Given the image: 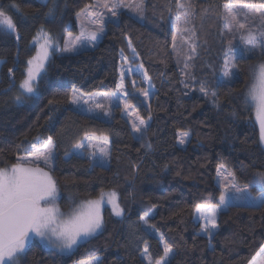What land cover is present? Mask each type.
<instances>
[{"label": "trees", "instance_id": "16d2710c", "mask_svg": "<svg viewBox=\"0 0 264 264\" xmlns=\"http://www.w3.org/2000/svg\"><path fill=\"white\" fill-rule=\"evenodd\" d=\"M93 1L0 0V10L15 25L0 26V168L22 163L33 145L51 137L56 151L52 167L37 166L52 175L64 209L71 198L87 200L109 191L118 193L125 209L117 217L106 206L100 231L69 253L34 240L20 264H75L96 255L99 264H147L141 256L145 244L156 261L163 255L162 242L173 247L171 264H249L264 245V206L230 202L219 213L211 239L195 220V206L221 203L216 182L220 163L253 193L261 191L264 147L246 93L264 55L238 56V76L231 82L219 76L233 34L226 28L224 5L247 10L264 6V0H180L184 9L177 8V0H147L143 20L119 12L95 48L76 54L53 51L39 78V93L17 102L38 29L45 27L63 45L69 33L79 30L78 13ZM186 10L194 40L182 41ZM134 53L153 88L147 101L129 95L141 116L149 119L151 114L141 141L121 105L107 120L74 109L70 99L74 90L116 92L121 56ZM137 87L147 89L140 78ZM184 130L190 137L181 146L179 132ZM86 133L109 137V165L73 152Z\"/></svg>", "mask_w": 264, "mask_h": 264}, {"label": "snow or ice", "instance_id": "6c2138e0", "mask_svg": "<svg viewBox=\"0 0 264 264\" xmlns=\"http://www.w3.org/2000/svg\"><path fill=\"white\" fill-rule=\"evenodd\" d=\"M177 8L184 9L185 5L177 0ZM103 8L108 9L111 17H117L119 10L123 8L134 9L141 17L144 15V0H139L138 3H126L125 0H112L111 5L105 0L102 5ZM191 7V6H189ZM225 9L231 14V7L224 5ZM254 7V6H253ZM259 12L260 9L256 8ZM89 16L102 17L103 13L94 11L88 12ZM185 20H187L189 13L186 10L183 13ZM232 22L238 26L239 29H244L245 24L240 23L234 14L231 16ZM264 19V18H262ZM103 19H98L99 25L95 31L88 33L91 41L98 39V35L103 32L104 24ZM0 26H5L7 29H14L15 25L10 17H7L5 13L0 10ZM261 47L264 48V33H260ZM79 39V38H78ZM175 40V37L173 38ZM248 44L255 45L257 43V36L251 31L247 36H242ZM231 45V41H229ZM52 46L50 38H45L44 44L40 46V55L28 61L29 67L26 72L25 79L21 82V89L23 94L32 95L37 91V78L42 77V70L44 69V62L49 57V47ZM129 47L131 43L129 42ZM195 51V49H192ZM64 52H75V47H67ZM134 51V50H133ZM235 51V49H233ZM264 55V53H262ZM124 63H128V58L123 57ZM225 66H228V60L225 58ZM139 67H142L140 65ZM138 69H132L129 67L127 71L121 70L120 80L117 83V92H113L110 96L115 97L118 101L123 102V108L128 112V116L131 119L133 115H136V120L132 122V130L138 133V139L143 140L147 135V122L143 117H140L132 109V105L126 99L129 95L140 96L145 100L149 98L150 91L146 88H137L136 81H131L132 92L126 90L125 78L132 75L134 71ZM12 72V69H9ZM225 76H231V71H225ZM144 78L147 77V73L143 74ZM187 86V85H186ZM201 92L206 93L205 87L201 86ZM123 93V96H121ZM108 96L109 94H105ZM216 96V93H212ZM251 99L255 102L257 108V119L260 123V139L264 142V63L259 65L258 68V85L250 92ZM73 104H81V98L75 94L70 97ZM19 102L20 96L16 97ZM49 103H52L51 101ZM87 104V101H83ZM97 108H103V105L97 104ZM91 112V107L86 109ZM149 119L151 114L149 113ZM88 141L100 139L93 135L85 134ZM189 136L188 132L180 133V143L185 142V138ZM104 145L108 144V138L105 136L102 138ZM52 138L49 137L47 143L43 145V151L37 150L34 158L36 161L43 160L45 164L48 163L51 158L50 148L52 146ZM35 146L33 145V148ZM76 148L85 147L84 143H78ZM88 147H92L88 144ZM150 147V145H149ZM101 153H105V149L101 147L99 149ZM107 153H105L106 155ZM27 160L28 158H20ZM218 167V171H219ZM234 178V177H233ZM231 188L235 191L236 196L234 199L249 200L252 206H264V195L260 197H251L246 195L249 193L248 186L244 189L237 187L235 184L231 185ZM261 191L264 193V184L261 186ZM57 198L56 182L53 180L49 172L45 171L39 166H31V161L28 163L13 164L11 168H0V264H14L15 258L24 251L25 246L30 239V235L40 237L48 244H54L60 249V251H70L82 238L91 237L98 230L102 228V217L100 214V200H89L85 204L81 205L79 210L74 211L66 219H60L62 215L58 207L55 206ZM221 203L215 207H210L205 204H197L195 206L198 218L203 220L202 230L211 239L214 236V230L217 228V215L221 210L228 206V197L225 193L220 195ZM43 202V204H42ZM112 204L113 212L117 217H123L125 209L120 207L118 203L116 193L109 194V201ZM139 220L143 222V226L147 225L145 216H140ZM132 228L133 225L129 224ZM163 243V255L155 261V264H171V256L173 253L172 245ZM144 258L151 264V256L149 255V247L145 244L143 249ZM84 264H97L93 260L84 262Z\"/></svg>", "mask_w": 264, "mask_h": 264}, {"label": "rangeland", "instance_id": "374dc122", "mask_svg": "<svg viewBox=\"0 0 264 264\" xmlns=\"http://www.w3.org/2000/svg\"><path fill=\"white\" fill-rule=\"evenodd\" d=\"M42 1H47V0H42ZM193 2L194 0H185V2ZM105 2V0H94L93 3L89 4L88 6H86L84 9H82L78 15H77V22H78V26H79V30L78 32H72L69 33L66 37V41L63 45H60L56 40L54 35L45 27H40L35 35V37L33 38L31 45L33 47H35L36 51L35 54L29 59L32 60L35 57H38L40 55V46L42 44H44L45 42V38H50L51 42H52V46L49 47V57L48 59L44 62V69L42 70V73L45 71L46 66L48 64V61L52 55V52L57 50L60 53H64V54H76L79 53L81 51L84 50H88V49H93L95 48L98 43L101 41V39L103 38L105 32H106V24L109 20H114L117 17H111L110 12L108 11V9H105L102 7L103 3ZM107 2L109 3V5H111L112 0H107ZM126 3H138L139 0H125ZM146 2L147 0H144V15L141 17L134 9H127V8H121L119 10V12L123 11V10H127L129 13H131L132 15H134L136 18H138L139 20H143L144 16H145V6H146ZM186 2V3H187ZM229 6L231 7V14L229 13V11L226 9V16H227V23H226V28L231 31L233 34L231 36V45L226 53L225 58H227L228 60V66L226 68L225 66V71H231L232 75L231 76H225L224 73L221 74L219 76L220 80L222 81H228L231 82L233 81L237 76V67H236V63L235 60L238 56H249V55H253V54H262L264 53V48L261 47V36L260 33H264V6L262 5H251L250 7H247V10H243L240 9L239 6H235L233 4H229ZM254 6V7H253ZM256 8H259L260 11L257 12ZM90 11H94V12H98V13H103L102 17H92L88 15V12ZM53 12V11H52ZM232 14L235 15L236 19L240 22L245 24V28L244 29H239L237 25H235L232 22L231 16ZM189 18L190 16H188L187 20H185L184 15L181 17V24H182V31L183 34H180V39L182 41L184 40H194V36L190 33V27H189ZM98 19H103L106 21V23L104 24L103 27V32L101 34L98 35V39L95 41H91L88 33L90 31H95L96 28L99 26L97 24V20ZM251 31L254 35L257 36V43L253 46L247 43V41L245 39H242V36H247L248 32ZM79 38V39H78ZM181 42H178V45H180ZM67 47H75L76 51L75 52H64L63 50ZM233 49H235V51H233ZM181 54V53H180ZM190 54H186V56L184 57L187 58ZM123 57H127L128 58V63H124ZM28 60V61H29ZM264 63V62H263ZM2 64V60H0V66ZM262 64V63H261ZM140 63L137 62V55L134 53L132 56H127L125 54H122L121 56V64H120V72L121 70H125L127 71V69L129 67H131L132 69H138L137 71H134L132 73V75L130 76H126L125 78V85H126V90L129 92H132V88H131V81L134 79L136 81V87L137 84L139 83V78L142 79L146 85H147V89H149L150 91V95L149 98L151 97L152 93L151 91L153 90L151 83L149 81V79L144 78L143 74L145 73L142 67H139ZM29 67V64L27 66V69ZM259 68V67H258ZM26 69V72H27ZM136 75L139 77L137 78ZM26 77V76H25ZM148 77V76H147ZM39 78H37V91L32 94V95H25L22 92L21 89V83L19 84V89L17 94H21V100L19 101V103H26V100L22 97L23 95L25 96H36L39 93V88H38V81ZM25 79V78H24ZM23 79V80H24ZM22 80V81H23ZM21 81V82H22ZM119 83V82H118ZM258 85V69L254 75V78L252 80V83L250 84L249 89L247 90L246 93V99L247 101L250 103V105H252L254 111H255V118L257 121V124L259 126L260 129V123L259 120L257 119V108H256V104L255 102L251 99L250 96V92ZM138 88V87H137ZM117 92V91H116ZM75 94L81 98V104L77 105V104H73L72 106L74 109L78 110V111H82L85 112L87 114H90L92 116L98 117V118H102V119H111L112 118V114H113V109L116 105H121L122 109H123V115L127 118V120L130 122V125H132L133 120H136V115L134 114L133 117L130 119L128 116V112L124 110L123 108V102L122 101H118L115 97L110 96L111 93H103V92H94V93H84L81 91H75ZM105 94H109L108 96H106ZM121 96H123V93H121ZM17 97V96H16ZM33 97V98H34ZM24 99V100H22ZM126 99L128 100V102L132 105V109H134V112L136 114H138L140 117H143L139 114L137 108L134 106V104L131 102L129 96L126 97ZM83 101H87V104H84ZM147 101V99H146ZM18 102V101H17ZM100 104L103 105V108H97L96 105ZM91 107L92 111L88 112L86 109ZM144 118V117H143ZM147 122V125L149 126L150 123V119L148 118H144ZM148 130V128H147ZM134 132V131H133ZM181 132H188V131H180L179 132V145L184 146L187 144L190 134L187 138H185V142L184 143H180V133ZM189 133V132H188ZM135 136L138 137V133H135ZM88 135H93V134H88ZM95 135V134H94ZM96 137L100 138L97 140H93V141H88L86 136L84 137V139L80 142V143H84L85 147L83 148H75L74 149V153L78 154V155H85L86 153L88 154V156L90 158H93V160L98 163V164H102V165H109L110 160H109V144H110V139L109 137H107L106 135H95ZM107 137L108 138V144L104 145L102 142V138L103 137ZM146 137V136H145ZM140 140V139H139ZM261 140V139H260ZM141 141V140H140ZM47 143L43 142L42 144H39L37 146L34 147L33 152L31 153V155L25 157L28 158L27 160L22 159L21 162L22 163H28V161H31V166H37V165H43L46 168H51L52 167V160L53 157L56 154L55 151V145L54 143L52 144L51 148H50V154H51V158L49 159L48 163L45 164L44 161L41 159L39 161H36L34 158V155L36 153L37 150H41L43 151V145ZM262 145L264 147V142H262ZM88 144H91L92 147H88ZM103 147L105 149V153H107L105 155V153H101L99 151V149ZM218 167H219V171H218ZM6 168H11V167H6ZM45 171H47L46 169H44ZM49 172V171H47ZM51 175V174H50ZM52 176V175H51ZM234 177V178H233ZM53 178V177H52ZM54 180V179H53ZM55 181V180H54ZM216 182L217 184L222 188V192L225 193V195L228 197V205L230 202H233L235 204H239V205H250L252 206L251 202L249 200H245V199H234V197L236 196L235 191L231 188L232 184H235L237 187L244 189L245 186H248L249 188V193L246 195H250L251 197H260L262 195H264V193H262V191H260L259 193H253L251 191V188L248 184H241L237 181L234 172L228 168L225 164L220 163L217 166L216 169ZM264 184V182L261 183ZM56 189H57V198L55 201V206L59 208L60 213L62 214L60 216V219H66L68 216H70L74 211L79 210V208L81 207V205L85 204V202L89 201V200H100V214L102 217V221H103V209L107 206L110 207L113 211L112 208V204H110L109 201V194L110 193H116V197L119 203V196L118 193L116 191H109V192H105L102 195H100L99 197L96 198H92V199H87V200H78V201H74V199H70L71 204L69 206V208L64 209L61 206V193L57 188L56 185ZM43 204V202H42ZM120 204V203H119ZM208 205L210 207H215L216 205H209V204H205ZM120 207H122L120 205ZM228 206H226L223 210H225ZM222 211V210H221ZM220 211V212H221ZM219 212V213H220ZM114 213V212H113ZM115 214V213H114ZM124 216V215H123ZM219 214L217 215V219H218ZM195 220L197 222H200L202 225L204 223L203 220H200L198 218V214L196 212L195 215ZM103 226V223H102ZM217 230V228L214 230ZM100 231V230H98ZM97 231V232H98ZM96 232V233H97ZM95 233V234H96ZM206 234V233H205ZM94 235V234H93ZM207 235V234H206ZM208 236V235H207ZM89 237L86 238H82L80 241H78V243L70 250V251H60V249L58 247H56L54 244H48L46 241L42 240L40 237H37L35 235H30V239L28 240L25 249L22 253H20L14 261V264H20L21 262V257L22 255L25 253V251L27 250L28 246L34 241L37 240L41 243H43L44 245H46L49 248H52L60 253H69L72 250H74L82 241H84L85 239H88ZM148 245V244H147ZM144 249V248H143ZM149 255L151 256L150 252ZM142 258L147 262V264H149V261L147 259L144 258V254L143 251L141 253ZM89 260H93L95 262H97V264L100 263L101 260V256L100 255H96L93 257H89L86 259H82L78 262H76L75 264H84V262L89 261ZM151 264H155L154 259L151 256ZM249 264H264V245L261 248V250L250 260Z\"/></svg>", "mask_w": 264, "mask_h": 264}]
</instances>
